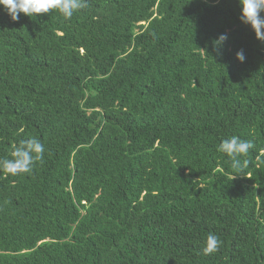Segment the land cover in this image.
<instances>
[{"label": "trees", "instance_id": "1", "mask_svg": "<svg viewBox=\"0 0 264 264\" xmlns=\"http://www.w3.org/2000/svg\"><path fill=\"white\" fill-rule=\"evenodd\" d=\"M240 15L87 0L14 21L0 5V158L45 147L31 172L0 171V264H264V41ZM232 136L254 145L238 174L218 151Z\"/></svg>", "mask_w": 264, "mask_h": 264}, {"label": "clouds", "instance_id": "2", "mask_svg": "<svg viewBox=\"0 0 264 264\" xmlns=\"http://www.w3.org/2000/svg\"><path fill=\"white\" fill-rule=\"evenodd\" d=\"M241 6L240 20L250 25L254 30L256 38L264 41V0H239ZM12 20H18L20 13L30 17L37 14H46L50 10H57L62 16L68 20L73 14L87 6V0H0ZM227 39L226 34H221L215 40L216 45H222ZM236 58L243 62L245 55L243 50L236 52ZM254 145L252 142L242 140L238 136H232L224 139L218 151L227 154L231 158V167L235 172L242 173L248 166L249 161L244 159L241 161L238 157L246 156ZM45 151L44 145L37 138H29L22 140L19 145H13L11 153L12 158H0V171L12 176L21 173H29L33 164L43 158ZM221 240L215 234H209L206 237L205 254H210L218 250Z\"/></svg>", "mask_w": 264, "mask_h": 264}]
</instances>
